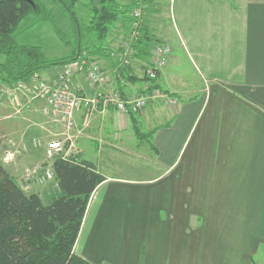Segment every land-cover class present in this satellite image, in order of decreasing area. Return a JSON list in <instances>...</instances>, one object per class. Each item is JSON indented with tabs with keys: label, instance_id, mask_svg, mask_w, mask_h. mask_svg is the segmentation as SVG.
Returning <instances> with one entry per match:
<instances>
[{
	"label": "crops",
	"instance_id": "1",
	"mask_svg": "<svg viewBox=\"0 0 264 264\" xmlns=\"http://www.w3.org/2000/svg\"><path fill=\"white\" fill-rule=\"evenodd\" d=\"M150 4L143 23L151 11L161 18ZM169 17L172 34L162 40L175 45L170 61L183 53L203 87L182 88L168 66L155 81L147 80L152 55L135 58L120 72L117 55L132 18L111 31L109 57L97 58L108 84L92 86L83 71L72 80L74 90L90 97L118 91L129 99L154 86L177 99L146 109V116L157 117L147 143L152 176L103 171L106 180L92 194L74 251L91 264H256L264 250V0H171ZM54 69L40 75L54 78ZM28 115L45 119L36 111ZM76 118L81 125L83 110ZM2 121L0 158L26 191L37 184L26 174L28 163L45 158L46 167L45 153L42 158L43 150L36 149L12 162L4 156L13 143L42 136L43 130L33 123L18 131L23 121ZM45 121L52 136L63 132ZM111 126L122 137L128 134L123 129L133 127L132 116L113 107L95 113L87 133L76 138V156L90 154L83 139L97 140L93 136L109 134Z\"/></svg>",
	"mask_w": 264,
	"mask_h": 264
},
{
	"label": "trees",
	"instance_id": "2",
	"mask_svg": "<svg viewBox=\"0 0 264 264\" xmlns=\"http://www.w3.org/2000/svg\"><path fill=\"white\" fill-rule=\"evenodd\" d=\"M57 1L66 7L62 0ZM75 2L71 0L72 5ZM91 5L94 15L89 25L80 24L76 14L66 7L72 20L70 40L41 0H0V54L4 57L0 63V84L29 82L47 69L61 67L82 56L96 61L109 57L110 33L122 19H133L137 0L131 4L93 0ZM33 14L51 21L58 36L67 46H73V51L60 58L46 59L40 47L18 43L19 24ZM157 42L160 41L151 34L146 21L135 45L134 59L150 57ZM126 67L118 64L123 74ZM131 116L136 126L135 116ZM135 131L141 142H149L153 134V131L140 134L137 128ZM53 169L58 192L46 203L39 193L24 191L0 158V264H91L78 256L74 248L92 194L106 178L94 162L86 159L56 158Z\"/></svg>",
	"mask_w": 264,
	"mask_h": 264
},
{
	"label": "rangeland",
	"instance_id": "3",
	"mask_svg": "<svg viewBox=\"0 0 264 264\" xmlns=\"http://www.w3.org/2000/svg\"><path fill=\"white\" fill-rule=\"evenodd\" d=\"M43 3L46 4L48 11L53 12L57 27H59L62 31L67 33V36L70 40H72V20L70 18V12L66 10L67 6L69 9L72 10L79 19L80 24L82 25H89L93 19V12L91 8V4L93 0H76L75 4H71V0H62L64 2V5L61 4V2L57 0H41ZM125 1V0H123ZM127 1V0H126ZM157 2V3H156ZM151 3V4H150ZM150 4V7H152V10L159 9V14H161V18H155L153 16V11H151L149 14L150 19L147 20L149 22V28L151 29V33L154 37H156L159 40H162V38H165L169 33V36L171 37L172 30H170L168 24L166 23L167 19L170 14V5L171 0H148L147 5ZM169 21V20H168ZM18 37L17 41L18 43L22 45H32V46H38L41 48L44 56L46 59H56L63 57L65 55L70 54L73 51V46H67L65 44V41H62L60 36H58L55 27L53 23L49 20H43L40 16L37 15H29L28 17L24 18L18 27ZM165 39V40H169ZM91 39L88 41L90 42ZM161 43H168L171 48L172 52L174 51V44H171V42L167 41H160ZM157 42V43H160ZM175 42V41H174ZM155 46V45H154ZM177 60H172L168 64V69L172 73H174V77L177 78V81L180 82L182 88H187L189 90L199 89L202 85L201 80L196 76L193 68L191 67L188 60L185 58L184 54H176ZM4 60V57L0 54V63ZM53 73H58V67H54ZM177 75V76H176ZM173 97V96H172ZM191 96H185L181 94L179 98H190ZM176 99L175 97H173ZM177 100V99H176ZM156 104V103H151ZM159 107H166L171 106L172 104L168 101H161L158 103ZM147 109V108H146ZM146 109L139 115H134L137 122H135L136 126L130 127L128 130L123 129L124 131H128V134H124L122 137L120 136L121 131H119V127H109L110 132L109 134H103V136H93L97 140H89V139H83L82 141L86 143V147H88L89 153H85L83 157L81 156V159L86 160H93V162L98 166H100L101 172H110V174L120 175V176H127L130 178H148L152 176V159L150 157L152 156V152L149 149L148 141L145 140L144 142H141V140L137 137V132L135 131V128L138 129L139 133L148 134L152 129L155 128L156 125V118H151V116H147ZM13 114L12 109L9 107H4L1 110V117L6 115ZM28 114H31V111H24L23 115L18 118H14L11 120H21L23 121L22 125H18V131H22L23 128H25V131L29 129V127L33 126V123L35 125L40 126L43 130V135H37L38 137L31 138V140H21L17 143H13V146L10 148V151L12 152H18L19 156L22 157L26 154H31L32 151L36 149L43 150L42 158H44L45 148L50 140L54 138L50 133L45 131L47 126V121L43 119V121L39 120H32L28 119ZM28 115V116H27ZM142 116H144L142 118ZM146 116V118H145ZM0 117V125L4 123L2 121V118ZM159 121H162V117H160ZM49 122V121H48ZM82 124V123H81ZM29 126V127H28ZM44 129H43V128ZM79 127L82 128L80 125ZM89 128H86L80 136H82L84 133H87ZM59 131V128H58ZM60 132L61 129H60ZM123 132V131H122ZM0 134L3 135L0 131ZM78 135V133H76ZM118 134V135H117ZM109 135V136H108ZM83 137V136H82ZM78 138V137H77ZM30 139V137H29ZM35 140H39L40 146H34L33 142ZM77 139H75L76 141ZM97 142V143H96ZM75 146L72 150L73 155L80 154L81 152L78 150H75ZM98 148V149H97ZM101 149L100 154H97V151ZM46 156V153H45ZM78 158V157H77ZM18 159V156H17ZM44 161L46 159H40V160H33L28 163V172L26 173L30 179L37 182V184L32 188L26 190L27 193H39L44 201L48 203L51 199V197L54 194H57L58 188L56 185L55 178L52 179H43L44 172L41 171L37 176L34 174H31L34 167H37L39 165L45 166ZM41 180V181H38ZM261 255H258L257 258H255L256 264H260V259H264V250L260 251ZM262 256V257H261Z\"/></svg>",
	"mask_w": 264,
	"mask_h": 264
},
{
	"label": "built area",
	"instance_id": "4",
	"mask_svg": "<svg viewBox=\"0 0 264 264\" xmlns=\"http://www.w3.org/2000/svg\"><path fill=\"white\" fill-rule=\"evenodd\" d=\"M148 0H137V5L132 12L130 31L121 42L120 52L117 55L120 67L131 65L136 53L135 45L141 37L143 19L147 10ZM152 65L146 70V77L153 82L158 73L168 66L172 56V48L168 43H157L152 50ZM84 72L88 82L92 86L108 84V77L102 66L93 58L82 56L60 67L54 78H48L39 74L29 82H18L15 85L0 84V114L4 107L12 109L13 114L0 117L2 119H14L21 117L24 111L40 112L48 121L61 125L63 132L53 135L45 148L49 164L34 167L31 174L37 176L45 171L43 179L55 178L53 161L56 158L76 160L72 150L75 139L91 125L95 113H104L113 107L117 112L130 116L139 115L151 104L168 101L172 105L177 100L170 94L164 93L154 86H148L146 92L140 96L126 99L118 91L97 94L93 97L80 94L72 88V80L79 72ZM83 110L82 128L76 115ZM78 133V135L76 134ZM34 146H40L39 140L33 142ZM19 156L18 152H7L5 162H12ZM44 167V168H42ZM38 177V176H37Z\"/></svg>",
	"mask_w": 264,
	"mask_h": 264
},
{
	"label": "water",
	"instance_id": "5",
	"mask_svg": "<svg viewBox=\"0 0 264 264\" xmlns=\"http://www.w3.org/2000/svg\"><path fill=\"white\" fill-rule=\"evenodd\" d=\"M30 1V0H29Z\"/></svg>",
	"mask_w": 264,
	"mask_h": 264
}]
</instances>
